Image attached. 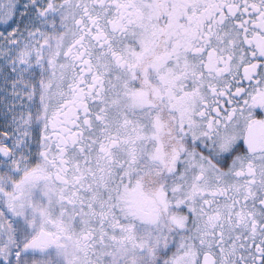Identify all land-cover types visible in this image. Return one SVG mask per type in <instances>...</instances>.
<instances>
[{"label":"snow or ice","instance_id":"1","mask_svg":"<svg viewBox=\"0 0 264 264\" xmlns=\"http://www.w3.org/2000/svg\"><path fill=\"white\" fill-rule=\"evenodd\" d=\"M0 264H264V0H0Z\"/></svg>","mask_w":264,"mask_h":264}]
</instances>
